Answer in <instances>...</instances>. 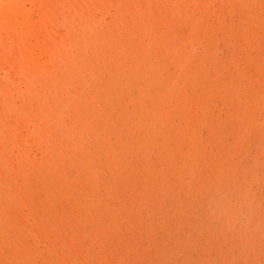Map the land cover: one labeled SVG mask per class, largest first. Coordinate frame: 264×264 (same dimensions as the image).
I'll use <instances>...</instances> for the list:
<instances>
[{
  "label": "rangeland",
  "instance_id": "1",
  "mask_svg": "<svg viewBox=\"0 0 264 264\" xmlns=\"http://www.w3.org/2000/svg\"><path fill=\"white\" fill-rule=\"evenodd\" d=\"M0 264H264V0H0Z\"/></svg>",
  "mask_w": 264,
  "mask_h": 264
},
{
  "label": "bare ground",
  "instance_id": "2",
  "mask_svg": "<svg viewBox=\"0 0 264 264\" xmlns=\"http://www.w3.org/2000/svg\"><path fill=\"white\" fill-rule=\"evenodd\" d=\"M51 66V65H50Z\"/></svg>",
  "mask_w": 264,
  "mask_h": 264
}]
</instances>
